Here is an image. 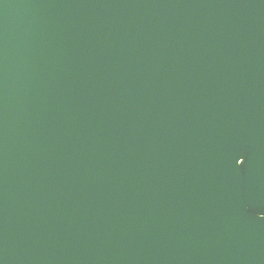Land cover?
I'll return each instance as SVG.
<instances>
[{
    "label": "water",
    "instance_id": "1",
    "mask_svg": "<svg viewBox=\"0 0 264 264\" xmlns=\"http://www.w3.org/2000/svg\"><path fill=\"white\" fill-rule=\"evenodd\" d=\"M0 264H264V0H0Z\"/></svg>",
    "mask_w": 264,
    "mask_h": 264
},
{
    "label": "snow or ice",
    "instance_id": "2",
    "mask_svg": "<svg viewBox=\"0 0 264 264\" xmlns=\"http://www.w3.org/2000/svg\"><path fill=\"white\" fill-rule=\"evenodd\" d=\"M240 162L242 163L243 161L241 160Z\"/></svg>",
    "mask_w": 264,
    "mask_h": 264
}]
</instances>
